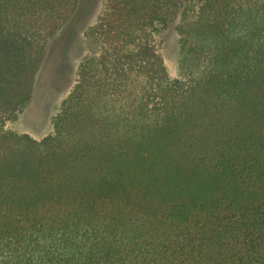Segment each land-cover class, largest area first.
<instances>
[{"label": "trees", "instance_id": "1", "mask_svg": "<svg viewBox=\"0 0 264 264\" xmlns=\"http://www.w3.org/2000/svg\"><path fill=\"white\" fill-rule=\"evenodd\" d=\"M80 2L0 0V264H264V0H104L52 132L9 129Z\"/></svg>", "mask_w": 264, "mask_h": 264}, {"label": "rangeland", "instance_id": "2", "mask_svg": "<svg viewBox=\"0 0 264 264\" xmlns=\"http://www.w3.org/2000/svg\"><path fill=\"white\" fill-rule=\"evenodd\" d=\"M104 0H81L77 16L67 23L46 45V56L36 75L30 105L16 121L7 122L9 129L30 134L41 140L53 130V118L78 79V70L88 53L87 29L97 22ZM178 19L161 34L155 44L169 76L178 77L180 61Z\"/></svg>", "mask_w": 264, "mask_h": 264}]
</instances>
